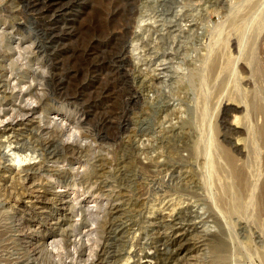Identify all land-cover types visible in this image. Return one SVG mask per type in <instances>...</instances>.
I'll use <instances>...</instances> for the list:
<instances>
[{"label": "rangeland", "instance_id": "374dc122", "mask_svg": "<svg viewBox=\"0 0 264 264\" xmlns=\"http://www.w3.org/2000/svg\"><path fill=\"white\" fill-rule=\"evenodd\" d=\"M263 3L264 0H0V98L28 87L33 95H19L20 100L13 103L35 108L25 118L16 116L13 125L0 137V211H21L33 204L29 192L41 193L48 186L43 167L83 172L85 167L66 164L65 160L46 161L52 151L63 158L69 155L70 148L82 146L88 166L99 171L100 186L118 193L122 209L118 221L122 227L133 223L128 230L124 229L122 241L112 234L107 237L104 264H153L141 258L149 245L162 247L165 254H170L172 247L162 246L156 228L151 229L153 218L176 211L183 204L203 213L208 220L199 223L195 218L197 224L194 218L190 220L189 247L175 264H211L210 240L217 232L227 246L223 250V264H264L259 257L264 251V226L258 227L251 220V210L245 217H226L225 212L215 208L210 198V190H214L210 164L201 155H188L184 143L170 132L172 126L181 125L177 116L181 117L186 125L182 124L180 133L190 132L188 144L202 143L207 131L204 126L209 120L202 109L209 91L204 92L196 82L205 64L202 59L210 47L217 50L225 36L224 27L233 15L254 5L244 19V27L228 31L231 38L244 34L241 40L247 42L256 26L262 24L245 61L247 71H235L234 61L224 64L225 97H220L240 109L249 107L248 113L246 109L236 113L241 123L239 129L246 127L248 137L233 136V145L229 147L235 150L237 139H242L236 146L248 154L255 175L260 173L256 186L262 191L264 202ZM191 20L196 25L189 29ZM152 24L153 31L149 27ZM228 52L231 60L238 57L237 50L229 47ZM3 69L10 70L13 79L8 74L4 76ZM136 77L143 83H137ZM19 79L22 85L16 84ZM136 91L143 96L137 97ZM55 111L63 120L56 123L63 127L70 123L63 134L60 126L48 122ZM213 112L212 108L211 120ZM233 117L229 114L228 120L232 122ZM76 118L83 119L81 128H75ZM7 124L8 121L0 124V130ZM39 124L48 129L38 131ZM79 130L88 133V137L80 139ZM44 138L52 140L51 150L44 146ZM38 162H42V168L31 172L39 174L24 180L22 169ZM70 190L53 189L55 193L67 191L80 200L88 196L81 197ZM88 198L92 201L95 197ZM46 204L50 207L49 202ZM34 213L32 219L24 213L23 220L62 232L68 228L64 220L80 219L70 217L65 207ZM215 213L219 218H214ZM159 231L167 232L168 228ZM48 249L58 251L51 246ZM8 252L5 255L13 261L10 264H42L41 256L32 251ZM71 259L62 256L66 263ZM53 261H58V257ZM0 264L6 262L0 259Z\"/></svg>", "mask_w": 264, "mask_h": 264}, {"label": "bare ground", "instance_id": "6f19581e", "mask_svg": "<svg viewBox=\"0 0 264 264\" xmlns=\"http://www.w3.org/2000/svg\"><path fill=\"white\" fill-rule=\"evenodd\" d=\"M253 7L254 5H250L239 11L237 14L233 15V17L227 22L226 26L224 27L225 36L224 39L222 38L223 41L220 43V45L217 46V50L212 51L210 50V47L208 51L209 53L206 54L202 59V61L204 60L203 62L205 64L204 66L202 65L200 72L197 74L196 82L199 83V86L202 87L204 92L209 91L208 99L205 100L204 104L202 105V109L204 110L205 115H209V120L207 119L208 122H206L204 126L207 131H205L202 143L198 142V145L195 143H191L190 145L188 144L190 137L188 136V133L190 132H188L187 135L185 133H180L183 128L182 124H186H184L185 121H182L181 117H178L177 115L175 116H177V119L180 118L178 122L181 125L178 127L172 126L170 132L173 131V134L177 136V138L181 142L184 143L185 148L188 151V155H201L204 160H206V162L210 164L209 166L211 167V176L214 180V190H210V198L211 202L215 204V208H217L219 211H222L221 213L225 212L226 217L234 215L245 217V214H247V212L251 210L253 215L252 216L251 214H249L250 217L252 216L253 218H251V220H253L257 226H264V202L262 201L263 196L260 188H257L256 186L259 183L258 181L260 180V173L258 174L257 171V174L255 175V171H252L253 168H250L251 165L248 160V154H245L240 150L238 146H236L242 139H237L236 145L235 147H233L235 150H232V148H230L231 145H233V136H237V134H245V137H248L249 131L246 129V127V130L239 129L241 123H238V116L236 113L244 109H246L248 113L249 107L246 106L244 109H240L238 105L234 106L230 102L228 103L223 101V99L220 97L222 96L223 88L226 85L225 78L227 75H225L226 73L224 64H230L234 61L233 68L235 69V71L237 70V72L241 73L243 71H247L246 60L249 59L248 57L250 55V51L253 50L252 48L254 46V43L259 36L257 30L259 29V27L261 28L262 24H258L256 26L255 32L250 35V38H247V42L244 39L241 40L242 37H244V34L238 38H231V35L228 34V31L234 29L235 27H242L243 23L245 24L244 19L250 13ZM192 20L189 21V29L191 27L193 28L194 25H196L194 22L191 23ZM149 27H151V30L153 31L154 25L152 24ZM127 28L129 29V27ZM128 29L127 31H129ZM221 30L222 29H220L219 31L221 32ZM242 32H245V30H243ZM229 47H231V49H233L234 51H238V57H236L234 60H231L229 56ZM221 72H223V74L222 76H220V78H218ZM2 73L4 74V76L8 74L7 76L9 77V79H13V73L10 70L3 69ZM16 81L17 85L23 84V81L20 79ZM136 82L140 84V82L142 81H140L136 77ZM23 90L21 92H23ZM25 91L27 92H23L24 94H22L19 90V92H17L16 94H11L10 96L4 95L2 98H0V124L8 121V124L4 125V129L0 130V137L5 134L8 127L13 125L12 121L16 116L25 118L24 116L28 112L35 109L29 104L15 105L13 103L15 99L20 100L19 95L25 96L29 95L30 93L32 94L28 87ZM1 92H3V90H0V93ZM135 95H137V97H141V95L143 96L141 92L137 91L135 92ZM212 108L215 112V115L211 120L212 113L210 114V112L212 111ZM50 109L51 108L47 109L48 113H50ZM52 114V117H48L49 124L54 123L56 126H60L58 123H56L63 121L61 120L62 117L60 113L55 111L52 112ZM229 114H234V119L232 122L228 120ZM21 121L23 122L24 120L22 119ZM82 121V118H76V120H74L76 126L75 128H81V125L83 123ZM22 122H20V124ZM69 124L70 123L66 122L64 127L60 126L61 134L65 132V128H67V125ZM46 129H48V127L45 128L44 125H38V131L44 132ZM176 129L180 130L175 133ZM78 132L79 134H77L80 139H86L88 137V133H86L85 131L79 130ZM44 139H47L44 142V146H46L47 148L50 147L51 150V147L54 146L52 140L48 138ZM70 149L69 155L67 154L68 156H63V158L58 157L56 153L52 151L50 152V155L47 157L46 161L59 163L61 162V160H65L67 162L66 164H78L79 167H85V170L83 172H64L55 170L50 167H43V175L49 178L48 186L46 187V189L44 188L45 190L43 189L41 193L38 192L33 195V191L29 192V196L31 197L32 195L31 198L33 199V204L30 207L28 206V208H23L24 210L21 211L15 209L11 212L2 210L0 211V259L6 262V264H10V262H13L7 257V255H5V253H9L8 251L11 249H19L28 253L32 251L35 254H39L42 258V264H73V261H77L78 263L89 262L90 264H104L102 255L107 247L105 244V240L107 239V237L112 234V236L114 235V237H116L115 239L122 241V234L124 233V229H127L128 227H131L133 225V223L132 225L130 223L125 225L123 224L124 226L122 227V222L120 221V223L118 221L120 219L119 217L122 215V209L118 204V193L116 194L115 192L111 191L108 192L102 186H100V181L98 180V169H92V167L88 166L89 163L84 160L86 157L83 158L84 152L86 155L85 149L82 146H79L78 148L72 147ZM18 160V162L22 161L21 159ZM41 166L42 162H38L29 164L28 166L23 168V179L29 180L33 177V175H38L39 173L31 172V170L34 168V170L40 169L42 168ZM177 169L181 170V167H177ZM70 177H72V179H70ZM56 187H67L69 188V190L71 189L74 194L80 193V196H88L80 200V198L76 196H70L67 191L65 193H55L53 189ZM89 196H93L95 198L91 201L88 198ZM47 202H49L50 207L46 204ZM250 204L251 207L249 206ZM184 205L185 204H183V207L177 206L178 209L175 208V210L177 209L176 211H174L173 209V211H170V213L168 214H159L153 218V228L151 229L154 230L156 228V233L158 234L157 239H159L158 241L161 242L162 246L166 245L172 247L171 253L165 254L162 250V247L156 248L152 245H149L147 246L148 251H146L141 256V258H144L145 261L153 262V264H175L176 260L180 259V255L184 253L189 247L187 231L188 227H190L191 230V225L189 223L191 222L190 220L194 218V222L197 224L195 218L199 220V223L204 222L207 219V217L203 213L199 214L198 211ZM52 207L57 208V210L65 207V209L70 212V217L77 216L80 219L78 222H70V220H64V222L61 221V223L63 222L64 225H68V228L63 232L55 230L53 228L46 229L36 223L30 222L29 220H23L25 217L24 213L28 214L29 218L31 217L32 219V216L35 215L34 212H36L37 210L45 209L46 211ZM225 213L222 215H225ZM209 215H211V213ZM216 215L217 218H219L218 214L216 213L215 217L214 215L213 217L216 218ZM250 217L247 216L246 218ZM246 218L244 219L246 220ZM210 219L211 218H209V220ZM162 227H167L168 231L160 232L159 230ZM48 240L49 243H47ZM210 241V245L212 247L211 264H223L226 261V256L224 255L223 250L226 251L227 246L222 238V234L219 232L213 234V237H211ZM48 246L56 248L58 249V251L53 252L48 249ZM149 250H153V252H150ZM43 254L46 256L42 257L44 256ZM259 255V257L264 261V251H261ZM62 256L72 258V262L66 263L64 260H62ZM55 257H58V261H53V258ZM114 259L117 260L116 257H114ZM25 264H27V262H25Z\"/></svg>", "mask_w": 264, "mask_h": 264}]
</instances>
